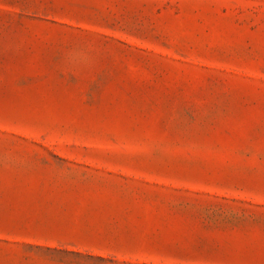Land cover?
<instances>
[{"label":"rangeland","instance_id":"1","mask_svg":"<svg viewBox=\"0 0 264 264\" xmlns=\"http://www.w3.org/2000/svg\"><path fill=\"white\" fill-rule=\"evenodd\" d=\"M0 264H264V0H0Z\"/></svg>","mask_w":264,"mask_h":264}]
</instances>
